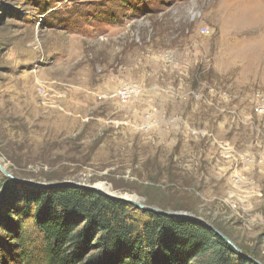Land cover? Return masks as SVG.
<instances>
[{"label":"rangeland","instance_id":"374dc122","mask_svg":"<svg viewBox=\"0 0 264 264\" xmlns=\"http://www.w3.org/2000/svg\"><path fill=\"white\" fill-rule=\"evenodd\" d=\"M0 161V264L65 182L264 264V0H0Z\"/></svg>","mask_w":264,"mask_h":264},{"label":"trees","instance_id":"16d2710c","mask_svg":"<svg viewBox=\"0 0 264 264\" xmlns=\"http://www.w3.org/2000/svg\"><path fill=\"white\" fill-rule=\"evenodd\" d=\"M51 194L50 204L31 216V239L23 224L14 233L22 250L11 264H190L211 250L213 256L199 264H255L200 223L77 186ZM161 229L168 235L158 237Z\"/></svg>","mask_w":264,"mask_h":264},{"label":"water","instance_id":"95a60500","mask_svg":"<svg viewBox=\"0 0 264 264\" xmlns=\"http://www.w3.org/2000/svg\"><path fill=\"white\" fill-rule=\"evenodd\" d=\"M0 170L8 178H10V179H12L14 181L21 182V183L33 184V185H42V186H57V184L56 185H53V184L36 183V182H33V181L21 180L19 178H16L13 174L9 173L5 169V167L3 166V164L1 163V161H0ZM61 184H58V186H60ZM64 184H72V185L79 186V187H82V188L90 189V190H92L94 192L104 194V195H106L108 197H111V198H114V199H118V200H121V201L128 202V203L132 204L134 207L139 208V209H142V210L156 212V213H161V214L169 215V216H188V217H193V216H190V215H188L187 213H184V212L169 211V210L161 209V208L156 207V206H150V205L144 204V203H142V201L140 200V198H138L135 195H127V194L126 195H122V194H118V193H110V192L104 190L103 188H101L100 186H96V185L95 186H90V185H86V184H76V183H71V182H65ZM193 218H195V217H193ZM217 233H219V232H217ZM220 235H221V237L223 239H225L233 247L235 246L233 244V242L229 238H227L226 236H224L222 234H220Z\"/></svg>","mask_w":264,"mask_h":264},{"label":"bare ground","instance_id":"6f19581e","mask_svg":"<svg viewBox=\"0 0 264 264\" xmlns=\"http://www.w3.org/2000/svg\"><path fill=\"white\" fill-rule=\"evenodd\" d=\"M100 187H102V188H106V187H104V185H100ZM104 190H106V189H104Z\"/></svg>","mask_w":264,"mask_h":264},{"label":"built area","instance_id":"2783aa9c","mask_svg":"<svg viewBox=\"0 0 264 264\" xmlns=\"http://www.w3.org/2000/svg\"><path fill=\"white\" fill-rule=\"evenodd\" d=\"M260 109L262 110V107H260Z\"/></svg>","mask_w":264,"mask_h":264}]
</instances>
